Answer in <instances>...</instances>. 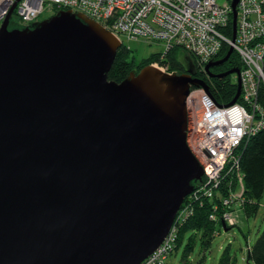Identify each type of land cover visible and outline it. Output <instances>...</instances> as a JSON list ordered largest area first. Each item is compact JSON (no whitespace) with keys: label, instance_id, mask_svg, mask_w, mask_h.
Masks as SVG:
<instances>
[{"label":"water","instance_id":"1","mask_svg":"<svg viewBox=\"0 0 264 264\" xmlns=\"http://www.w3.org/2000/svg\"><path fill=\"white\" fill-rule=\"evenodd\" d=\"M18 1L0 25V264H140L201 180L185 101L207 85L153 65L110 80V31L70 10L10 28ZM239 72H209L237 74L226 105Z\"/></svg>","mask_w":264,"mask_h":264},{"label":"built area","instance_id":"2","mask_svg":"<svg viewBox=\"0 0 264 264\" xmlns=\"http://www.w3.org/2000/svg\"><path fill=\"white\" fill-rule=\"evenodd\" d=\"M15 1L0 0V25ZM51 9L83 13L110 31L121 46V35L127 39L162 41L163 52L179 46L194 57L195 66L207 77L211 76L206 64L219 60L217 56L224 46L232 47L239 59L241 88L234 104L218 103L208 78L203 80L207 88L192 86L186 97V141L189 140L187 145L202 166L205 179L201 178L187 195L190 207L185 206V197L161 244L140 263L167 264L179 228L193 215L192 202H197V208L207 200L214 211L210 218L216 220L222 216L220 204L224 207L226 203L240 204L244 200L242 192L232 187L227 188L231 200H221L215 188L220 181L227 185L237 172V182H241V148L264 127V111L258 101L260 87L264 85V0H238L234 40L231 0L224 4L216 0H19L12 17L20 25H28ZM162 60L160 67L155 62L156 67L171 73ZM225 216L231 220L229 208L223 210Z\"/></svg>","mask_w":264,"mask_h":264},{"label":"trees","instance_id":"3","mask_svg":"<svg viewBox=\"0 0 264 264\" xmlns=\"http://www.w3.org/2000/svg\"><path fill=\"white\" fill-rule=\"evenodd\" d=\"M227 51L228 47L224 46L217 57H219V59L222 58ZM129 52V49L125 46H121L117 50L116 57L108 73V78L110 80L120 82L125 79L132 70L138 72L143 66L149 65L156 58L155 55L152 54L143 58L141 63L136 66L134 65L133 58H127ZM174 53V51L170 52L167 56V60H164L170 64V70L181 73L183 72L182 65ZM224 67H226L227 70L241 67L234 53L228 57ZM192 76L204 78V80L207 79L202 73L195 70H193ZM210 81L212 83L211 92L218 103L227 104L233 99L237 90V82L233 80L230 75L210 78ZM258 101L264 111V85L260 87ZM240 166L241 182H238L233 187L236 188L237 192H242V197L244 199L242 201V203L244 202V209L242 211H244L245 218L255 217L260 207L264 208V127L252 134L249 140L242 146L240 152ZM214 200L218 202L216 198ZM222 208L220 204L219 209L221 210ZM210 211L211 206L206 200L201 207L197 206L192 219L187 221L180 228L175 251L182 247L180 258L182 264H191L190 256L194 252L197 240L204 253V251L211 246L213 241V236L215 235L213 229L215 228V230L218 229L220 231L221 226H219V228L214 227L215 225L213 226L210 222L208 218V212ZM229 211H231L230 208ZM244 238H246L245 235ZM203 259L204 254L199 262H202ZM236 262L234 250L229 243L223 248L216 264H236ZM243 262V264H264V228L254 243L248 245Z\"/></svg>","mask_w":264,"mask_h":264},{"label":"rangeland","instance_id":"4","mask_svg":"<svg viewBox=\"0 0 264 264\" xmlns=\"http://www.w3.org/2000/svg\"><path fill=\"white\" fill-rule=\"evenodd\" d=\"M226 1H228V0H216V2L218 4H224ZM72 12H74V11H72ZM13 14H15V12ZM53 14H54V11H52V9L46 10L38 17V19L36 21L43 20L47 17H50ZM10 21L14 24H18L17 18L12 17V14L10 17ZM21 26H24V25L21 24ZM120 38L122 41V45L130 48V49L128 48L130 52H129L127 58L128 59L133 58L134 65H136V66L141 63V60L143 58H146V57L154 54L156 58L149 65H153L156 67L157 65L155 62H157L158 66L160 67L159 64H161V63L159 60L160 59H166L167 60L168 54L170 52L174 51L175 52L174 54L178 58V61L181 63V65L185 64V66L188 65V66L192 67L191 68L192 70H195V71H198L199 73H202L204 77L209 79V81H210V78H212V77H207L203 72H201L200 69L195 66L196 61L194 60V57L179 46L173 47V48L169 49L168 51L163 52L164 46H163L162 41H159V40H152L149 38L148 39H143V38L127 39L123 35H121ZM120 47H121V43H120ZM232 53H234L233 50H232ZM186 58L188 59V61ZM237 59H238V57H237ZM238 61H239V59H238ZM214 66H216V65H214ZM230 69H234V68H230ZM169 70H170V68H169ZM172 71L173 70H170L171 73H172ZM206 71H207L208 75H209V72L214 73L211 70V66L209 68V71L208 70H206ZM173 72H176V71H173ZM167 73H169V71ZM219 73H221V72H219ZM216 74H218V73H216ZM229 75L232 77L233 80H235L237 82V74L236 73H231ZM198 79H200L202 81L204 80V78H198ZM187 126H188V124H187ZM187 132H188V130L186 131V135H187ZM187 142H189L188 139H187ZM239 151H240V149L237 152H239ZM237 177H238V172H237L236 176L232 175V177L229 179L227 185H225L224 181L223 182L220 181V184L218 185V187L215 188L216 191L218 192V195L220 196L221 200L224 198L229 199V201L231 200V195H230L231 192H229L227 188L231 189V187L235 186L238 183ZM201 178L205 179V175L203 174ZM232 190L236 191V188L233 187ZM185 197H184L185 198V201H184L185 206L190 207L187 203L188 202L187 195ZM196 204H197V202H192V204H191V206L193 207V215L195 214V211H196V208H195ZM224 205H226V206H224L222 208V216L220 217V219L217 218L216 219L217 221L212 220V218H210V214L214 211L211 210L210 212H208V218H209L210 222L213 224V226L215 225L214 227H218V228H219V226H221V228H220V231L218 229L215 230V228L213 229L214 234H215L213 236V241L211 243V246L207 250H205L204 253H203V251L200 247V244L197 240L194 252L190 256L191 264H216L217 261L219 260V257L221 255L223 248L225 246H227L229 243L231 244V247L234 250V255L236 256V260H237L236 264H243L244 263L243 259L246 255V249H247L248 245H251L254 243V241L257 239V237L261 233L262 229L264 228V208L263 207H260V209H259V211L255 217L245 218L244 211H242L244 209V202L242 204H236L233 201L231 203L229 202L228 204L226 203ZM227 208L231 209V211H230L231 220L230 221H228V219H226V218H228L227 216L223 217V210H226ZM193 215L191 217H189L182 224V226L187 221L192 219ZM218 215H219V212H218ZM222 224H224L225 228L227 229L226 231H224ZM180 228H179V230L177 232V236L175 238V242H174L175 247L165 261L167 264H182L181 259H180L182 247H180L179 249H177L175 251ZM244 235L246 236V238H244ZM197 238H198V235H197ZM203 254H204V259L202 260V262H199V260L201 259Z\"/></svg>","mask_w":264,"mask_h":264},{"label":"flooded vegetation","instance_id":"5","mask_svg":"<svg viewBox=\"0 0 264 264\" xmlns=\"http://www.w3.org/2000/svg\"><path fill=\"white\" fill-rule=\"evenodd\" d=\"M57 11L56 10H54V14L56 13ZM14 26H21L19 23L18 24H14V23H12L11 21H10V28H12V27H14ZM187 59V58H186ZM228 60V59H227ZM227 60H225L224 62H222L221 64H219V65H216V66H211V70H212V72H214L213 74H216V73H219V72H224V71H226L227 69H226V67H224L225 65H226V61ZM187 61H188V59H187ZM182 68H183V71L184 72H186L189 68H192V67H190V66H188V65H186L185 66V64L183 65L182 64ZM212 78H214V77H212Z\"/></svg>","mask_w":264,"mask_h":264},{"label":"bare ground","instance_id":"6","mask_svg":"<svg viewBox=\"0 0 264 264\" xmlns=\"http://www.w3.org/2000/svg\"><path fill=\"white\" fill-rule=\"evenodd\" d=\"M54 10H56V11H59L60 9H53L52 11H54ZM35 22V21H34ZM33 23V22H32ZM29 25V24H28ZM162 63L163 64H165V65H167L169 68H170V64L166 61V60H162ZM202 177V176H201Z\"/></svg>","mask_w":264,"mask_h":264}]
</instances>
